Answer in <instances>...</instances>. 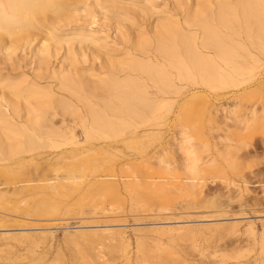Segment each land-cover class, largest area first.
<instances>
[{
    "label": "rangeland",
    "instance_id": "374dc122",
    "mask_svg": "<svg viewBox=\"0 0 264 264\" xmlns=\"http://www.w3.org/2000/svg\"><path fill=\"white\" fill-rule=\"evenodd\" d=\"M181 1L152 0L151 4L157 8L159 17L168 12L180 18ZM195 1L187 0V4L192 6ZM133 2L142 4L144 0ZM125 5L128 6L122 4L121 8L133 21L115 22L108 13L107 18L96 15L93 23L83 19L78 23L72 19L53 25L52 34L59 35L58 38L70 36L75 27H80L97 32L101 41L110 45L116 43L114 49L86 43L81 44V49L77 42L69 46L78 70L83 71L82 81L102 78L105 58L122 57L121 41L113 31L117 23L126 28L132 23L128 30L133 34L135 25L145 22L146 16ZM39 29L31 41L28 39L30 42L25 40L24 45L21 42L12 55L3 51L9 56L8 61L0 50V87L26 79L40 86L50 83L48 85L56 90L55 78L41 80L30 70L35 63L32 54L41 48L42 37H45V28ZM52 43L48 42L52 54L48 67L61 70L67 65L63 60L66 45L56 51ZM90 45L92 48H88ZM80 52L85 53L80 55ZM94 53L99 59L95 60ZM254 54L259 62L251 79L238 88L229 87L230 90H183L175 98L177 102L171 108L174 110L161 125L148 120L134 132L84 143L80 128L68 123L73 124L71 127L81 141L78 146L57 143L58 147L47 145L34 149L28 154L29 158L27 154H19L1 159L0 183L20 176L32 178L30 175L37 173V179L42 181L33 182L44 185L55 181L58 195L52 190L44 191V187L43 191L39 187L36 190L32 181L19 187H24L19 192L16 186L0 185L3 191L0 192V264H264V82L261 83L264 54ZM93 62L97 65H92ZM90 73L100 76L89 77ZM3 89L0 88V94L6 91ZM56 91L61 98L69 97L64 91ZM51 105L59 113L52 119L57 124L60 110L55 102ZM250 106H255L253 117L239 123L240 126L232 125L231 117L248 113ZM82 110L87 118L84 108ZM247 116L250 117V113ZM182 121L189 127V134L196 137L194 142L208 144L202 147L207 157L201 151L206 174L203 172L199 181L187 179L181 167L183 157L177 151L176 142L180 139L178 122L184 124ZM23 157L25 161L18 160ZM203 159H207L206 162ZM72 168L79 176L76 184L64 178ZM157 180L155 184L161 183L163 190L153 184L152 181ZM60 183L64 188L58 186ZM102 191L106 199L101 202L98 195ZM102 228L110 232L102 233Z\"/></svg>",
    "mask_w": 264,
    "mask_h": 264
},
{
    "label": "bare ground",
    "instance_id": "6f19581e",
    "mask_svg": "<svg viewBox=\"0 0 264 264\" xmlns=\"http://www.w3.org/2000/svg\"><path fill=\"white\" fill-rule=\"evenodd\" d=\"M126 1L0 0V50L12 55L20 44L23 43L24 45L23 41L32 40L40 32L39 27L45 28V37H42L39 46L41 48H38L39 50L32 54L35 57V63L33 68L30 67V70L35 72V77L41 80L55 78L58 85L56 90L64 91L70 97L67 99L59 97V92L57 93L54 87L48 85L50 83H44L43 86H40L26 79H22V81L14 80L4 84V87H0L1 90L2 88L6 90L0 94V160H7V157H15L19 154H27L28 157V154L34 149H42L40 147H47V145L58 147L57 143L78 146L81 141L77 139L74 128L71 127L73 124L80 128L84 143L93 140H106L107 138L134 132L137 127L145 125L148 120H152L156 125H161L171 111L174 110H171V108L176 101L175 98L183 90L210 89L219 91L227 88L230 90L229 87L238 88L244 81L251 79L253 76V71L257 62H259V58L256 57L254 52L264 54V0H214L213 3H211L212 0H203L201 3L197 0L192 6L187 4V0H180L182 2L178 8L180 18L168 12L161 14L162 16L159 17L160 13L151 4L152 0H144L142 4L134 3L133 0ZM122 4H127L126 7L131 6L147 18L143 24L135 25L136 31H132L134 36L128 30L132 23L127 28L120 25V23L116 25L114 23L115 29L113 31L115 37L121 41L122 57H115L117 59L105 58L103 60L105 71L102 73V78L87 79L88 81L84 79L83 81L86 82H83L81 78L83 77V71L78 70L69 46L73 42H77L80 45L78 48H81L82 43H86L114 49L116 43L110 45L101 41L100 37L96 35L97 32L86 31L80 27H75L73 29L74 33L70 36L64 35V38H58L59 35L56 37L52 34L53 25H59L60 22L63 23L62 21L71 22L72 19H75L74 22L78 23L82 19L93 23L96 15L107 18L110 16L108 13L115 19V22L129 21L131 19L127 17L128 14H124L121 8ZM129 9L127 8V10ZM124 23L126 24V22ZM47 34H49V38ZM49 41H53L56 51L63 44L66 45L64 56H62L67 65H63L64 68L61 70H50L51 68L48 67V63L52 58ZM91 45L88 48H92ZM85 47L87 48V46ZM54 50H52L53 53ZM3 53L7 57V53ZM94 57L96 60L97 54ZM97 59L99 58L97 57ZM102 59L101 57L100 60ZM91 64L93 65L94 62ZM95 66L93 67L95 68ZM93 75L100 76L99 73H90L89 77ZM263 82L264 80L261 83ZM23 83L25 84L21 86ZM51 101L55 102L60 110V119L57 124L52 119L59 113L57 110L55 111ZM79 105L82 109L84 108L87 118L83 115V110ZM251 106L247 111L250 113V117L247 116L248 113L246 112L240 116H233L235 118L231 117V122H233L231 124L237 125L244 123L248 118H252L255 109L253 107L255 106ZM202 107L200 109L204 108ZM50 108L53 110L52 112L49 111ZM222 121L224 123L225 120ZM68 123L73 124L68 125ZM243 125L247 126L245 124L241 126ZM188 128L187 124L178 122V134L180 136L178 138L180 139L175 142L177 151L183 157L181 167L186 178L199 181L201 175L205 172L201 151L202 147H206L205 145L208 144H206L207 142L203 145L194 142L196 137L189 134ZM203 151L205 154L206 150L203 149ZM7 154L8 156H6ZM24 159L23 157L18 160L23 161ZM159 162L163 163V160L159 159ZM210 164L212 165V163ZM33 166H36V164ZM83 169L84 167L81 170ZM21 170L20 172L23 171ZM34 171L36 172L37 169ZM75 171L72 168L64 178L76 184L79 176L76 175L77 172ZM20 172H18V176L21 175ZM26 172H29L28 169ZM32 174L30 175L33 176L32 178L20 176L18 179H4L0 185L6 183L7 185L16 186L18 187L17 192H19L24 188L19 189L24 183L28 184L31 181L34 183L37 180L40 183L42 181L37 179V176H39L37 173ZM158 180L152 181L153 184L158 183ZM37 182L34 183L36 190H38V187L41 188L40 190L44 187V191L47 189L52 190L51 192H54V194L58 193L55 181L53 183H48V181L44 185ZM186 182L185 184L188 185V181ZM155 185L163 186L161 183ZM58 186L61 189L64 188L62 183ZM158 186L157 189L163 190L162 187L158 188ZM167 189L168 187L166 191H168ZM89 195L90 193L85 196ZM105 199V193L100 192L98 201L102 202ZM100 230H102V233L110 232V229L102 228Z\"/></svg>",
    "mask_w": 264,
    "mask_h": 264
}]
</instances>
